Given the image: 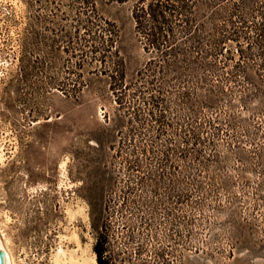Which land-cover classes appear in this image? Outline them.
Segmentation results:
<instances>
[{"label":"rangeland","instance_id":"rangeland-1","mask_svg":"<svg viewBox=\"0 0 264 264\" xmlns=\"http://www.w3.org/2000/svg\"><path fill=\"white\" fill-rule=\"evenodd\" d=\"M134 1L0 0V239L12 264H98L81 182L69 174L72 152H88L104 113L126 118L137 108L146 116L148 107L132 86L117 105L108 84L115 49L100 61L86 24L108 39L105 22L121 18L131 80L148 56L135 44ZM258 63L251 61L253 77L264 82L263 71L254 74ZM237 80L198 112L197 123L168 104L169 129L157 135L153 122L133 123L121 156L105 148V166L132 188L102 198L114 264H264V111L256 101L241 106L247 87ZM190 126L199 127V144L184 139L189 154L181 155ZM123 158L139 170H122Z\"/></svg>","mask_w":264,"mask_h":264},{"label":"trees","instance_id":"trees-1","mask_svg":"<svg viewBox=\"0 0 264 264\" xmlns=\"http://www.w3.org/2000/svg\"><path fill=\"white\" fill-rule=\"evenodd\" d=\"M126 1L116 0L118 4ZM130 19L135 44L148 55L142 66L132 69L131 80L127 79L128 61L123 51L125 40L119 25L121 18L105 22L108 39L95 36L97 25L90 22L92 26L89 27L86 24L94 37L89 47L91 52H98L100 61L108 63L105 49H115L109 63L108 84L116 93L117 105L123 106L128 96L125 91L132 86V97L142 99L148 107L144 116L132 106L133 113L127 119L125 115L104 113L105 127L89 134L88 141L94 143L87 146L88 152L81 157L72 152V160L80 169L79 176H73V163L69 174L71 180L81 182L79 192L88 205L89 226L94 236L93 252L98 264H114L108 255L103 195L117 186L132 191L119 174L113 175V171L105 166L107 146L114 150L115 157L121 156L124 142L135 130L133 123L149 120L157 135L165 128L169 129L170 124L165 119L168 104L179 107L186 118L196 120L198 112L215 104L217 92L223 93L225 86L239 85L238 77L245 80L247 87L238 100L241 106L248 109L250 101H256L255 109L264 111V82L253 77L251 68V61L257 60L258 68L254 74L264 72V0H135ZM213 78H216V84H211ZM220 82L223 87L218 86ZM206 85L207 91L201 94V87ZM196 128L199 127L186 129V138L180 142L181 155L189 152L188 142L184 139L188 138L191 145L199 144ZM112 133L115 136L110 140ZM175 146L170 143L161 159L166 161ZM132 155L134 158L135 154ZM120 162L123 163L122 170H139L135 159L123 158ZM149 173L141 176L137 184H144ZM150 179L152 181L151 174Z\"/></svg>","mask_w":264,"mask_h":264},{"label":"water","instance_id":"water-1","mask_svg":"<svg viewBox=\"0 0 264 264\" xmlns=\"http://www.w3.org/2000/svg\"><path fill=\"white\" fill-rule=\"evenodd\" d=\"M0 264H9V253L0 250Z\"/></svg>","mask_w":264,"mask_h":264},{"label":"bare ground","instance_id":"bare-ground-1","mask_svg":"<svg viewBox=\"0 0 264 264\" xmlns=\"http://www.w3.org/2000/svg\"><path fill=\"white\" fill-rule=\"evenodd\" d=\"M0 250L7 252L1 239H0ZM9 264H12V260L10 256H9Z\"/></svg>","mask_w":264,"mask_h":264}]
</instances>
